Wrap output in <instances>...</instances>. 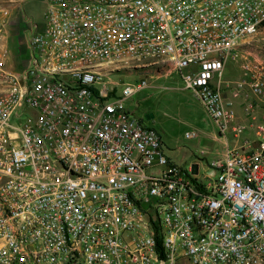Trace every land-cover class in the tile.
Masks as SVG:
<instances>
[{
	"label": "built area",
	"instance_id": "1",
	"mask_svg": "<svg viewBox=\"0 0 264 264\" xmlns=\"http://www.w3.org/2000/svg\"><path fill=\"white\" fill-rule=\"evenodd\" d=\"M22 1L0 0V264H264V62L244 50L264 0H46L15 72L3 5ZM230 63L249 123L221 92ZM115 73L141 77L119 92ZM173 73L247 132L203 176L125 104Z\"/></svg>",
	"mask_w": 264,
	"mask_h": 264
},
{
	"label": "rangeland",
	"instance_id": "2",
	"mask_svg": "<svg viewBox=\"0 0 264 264\" xmlns=\"http://www.w3.org/2000/svg\"><path fill=\"white\" fill-rule=\"evenodd\" d=\"M3 6L11 9V6ZM46 8V0H23L9 13L5 27V46L8 66L15 72L20 71L27 62V43L37 29L42 27ZM244 50L250 53L251 58L264 62V26L244 46ZM140 77L136 73H115L108 79L119 84L117 91L120 92L123 84L133 85ZM245 79L239 65L228 64L222 76L223 98L244 83ZM147 82L148 86L136 92L125 103L126 106L134 111L136 118H147L145 123L159 133L167 156L184 169L199 165V176L205 175L209 164L214 159L222 158L227 147L231 148L234 141L231 130L220 131L194 93L184 89L178 73L152 77ZM242 89L246 90L244 86ZM243 91L239 97L242 110L245 106ZM246 133H240L238 140ZM187 134L191 137L186 138Z\"/></svg>",
	"mask_w": 264,
	"mask_h": 264
},
{
	"label": "crops",
	"instance_id": "3",
	"mask_svg": "<svg viewBox=\"0 0 264 264\" xmlns=\"http://www.w3.org/2000/svg\"><path fill=\"white\" fill-rule=\"evenodd\" d=\"M18 7V5H12L10 8V12H13L16 8ZM243 93H248V89H246V90H244L243 91ZM249 94V93H248ZM251 96V95H250ZM251 98H252V96H251ZM225 101L227 102V103H231V108H232V110L236 113V116H237V123L238 124H240L241 122H243V123H246V122H248V120H247V118L244 116V114H243V110H242V108H241V105H242V100L241 99H239V97H237V98H233L232 97V92H231V94H227V95H225ZM261 99H255V105H256V108H255V110H254V116H258V115H260L261 114V106H262V102L260 101ZM249 122H251L250 120H249ZM248 122V123H249ZM232 132V131H231ZM232 135H233V139H234V141H233V143H232V145H231V148H233V147H236V146H238V144L240 143V141L241 140H238V137H235L234 136V133L232 132ZM227 148H229V147H227ZM226 148V149H227ZM226 149H225V151H226ZM224 155H225V152H224ZM224 155H223V157H224ZM169 157V156H168ZM222 157V158H223ZM171 160H173L171 157H169ZM222 158H218V159H222ZM215 160V159H214ZM174 161V160H173ZM175 162V161H174ZM176 163V162H175ZM177 164V163H176ZM179 165V164H178ZM198 166L199 165H192L190 168L192 169V172L194 173V174H197L198 173ZM205 171H206V169H205Z\"/></svg>",
	"mask_w": 264,
	"mask_h": 264
}]
</instances>
